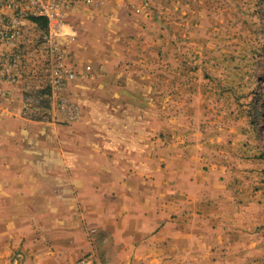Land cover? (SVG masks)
I'll return each instance as SVG.
<instances>
[{
    "label": "crops",
    "instance_id": "obj_1",
    "mask_svg": "<svg viewBox=\"0 0 264 264\" xmlns=\"http://www.w3.org/2000/svg\"><path fill=\"white\" fill-rule=\"evenodd\" d=\"M150 4L91 0L62 11L61 32L51 41L66 54V67L77 71L63 90L78 120L72 138L59 143L71 148L49 161L61 166L57 179H70L60 203L79 212L70 233L94 264H213L216 246L232 240L231 213L239 194L224 160L211 152L201 157V102L190 108L179 85L181 99L171 110L176 60L168 36L161 38L151 19ZM38 63L28 54L16 83L0 80V121L20 114L23 87L36 78L31 69ZM195 97L205 95L199 89ZM202 162L217 165L207 173V194ZM40 249L31 253L35 264L66 259L65 248L56 255Z\"/></svg>",
    "mask_w": 264,
    "mask_h": 264
},
{
    "label": "rangeland",
    "instance_id": "obj_2",
    "mask_svg": "<svg viewBox=\"0 0 264 264\" xmlns=\"http://www.w3.org/2000/svg\"><path fill=\"white\" fill-rule=\"evenodd\" d=\"M146 2L161 38L168 36L173 47L171 110L181 99L179 85L185 87L190 108L201 102L200 130L206 144L201 157L211 152L224 160L232 172L228 181L239 194L231 213L232 240L216 246L211 262L264 264V0ZM40 39L41 32L31 29L22 41L24 57L33 54L39 62L33 71L24 68L36 78L25 82L20 114L0 121V264H35L31 253H40V248L53 255L65 248L63 264L76 263L84 253L70 233L79 212L60 203L70 179H57L61 166L49 161L71 148L59 143L72 138L78 115L71 118L58 107L59 96L75 103L65 87L55 95L49 85L50 54ZM23 66L22 60L21 77ZM19 79L0 78L11 83ZM48 85L50 95L42 94ZM199 89L202 99L195 97ZM201 165L206 176L201 188L207 194V173L217 165ZM67 235L71 240L64 243Z\"/></svg>",
    "mask_w": 264,
    "mask_h": 264
},
{
    "label": "built area",
    "instance_id": "obj_3",
    "mask_svg": "<svg viewBox=\"0 0 264 264\" xmlns=\"http://www.w3.org/2000/svg\"><path fill=\"white\" fill-rule=\"evenodd\" d=\"M90 3L91 0H0V46L10 48L9 53L0 49V78H20L19 66L24 58L25 47L22 43L31 29L41 32L40 43L49 50L47 78L53 89H61L74 80L77 71L63 63L66 54L51 41V36L60 31L62 11L76 3ZM33 18L47 20V29H41ZM25 41V40H24ZM86 70L89 66L85 67ZM58 107L75 118L78 115L75 104L66 97H58ZM91 254L81 256L74 264H91Z\"/></svg>",
    "mask_w": 264,
    "mask_h": 264
},
{
    "label": "trees",
    "instance_id": "obj_4",
    "mask_svg": "<svg viewBox=\"0 0 264 264\" xmlns=\"http://www.w3.org/2000/svg\"><path fill=\"white\" fill-rule=\"evenodd\" d=\"M33 21L36 22L41 29H47V20L46 19H44V18H33ZM42 94L50 95V86L49 85L44 89Z\"/></svg>",
    "mask_w": 264,
    "mask_h": 264
}]
</instances>
